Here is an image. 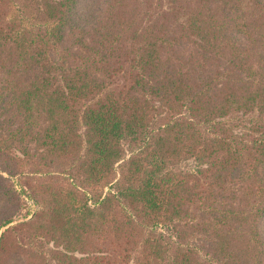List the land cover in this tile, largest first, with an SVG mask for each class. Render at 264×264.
I'll return each mask as SVG.
<instances>
[{"label":"trees","instance_id":"16d2710c","mask_svg":"<svg viewBox=\"0 0 264 264\" xmlns=\"http://www.w3.org/2000/svg\"><path fill=\"white\" fill-rule=\"evenodd\" d=\"M0 182L3 264H264V0H0Z\"/></svg>","mask_w":264,"mask_h":264},{"label":"rangeland","instance_id":"374dc122","mask_svg":"<svg viewBox=\"0 0 264 264\" xmlns=\"http://www.w3.org/2000/svg\"><path fill=\"white\" fill-rule=\"evenodd\" d=\"M1 173H2L3 176H6V177L8 176L4 172H1ZM9 179H10V183L12 184L14 189L17 192H19V190H20L19 187L20 186H19L18 183H20V182L18 180V177H14L13 176V177H10ZM1 184H4V183L0 182V186H1ZM12 186L10 185V187H12ZM17 197H18V200L16 202H15L16 199L13 200V202L11 203L12 206L10 205L11 207H10V209L7 212V213L11 214L13 212V209L17 205V202H18L19 208H18V210L16 211V214H15L16 215L15 218H14L15 222L22 221V220H25L27 218H30L32 213L37 209V205L34 202H32L30 200V198L28 196H26V194H23V193H20L18 195L16 194V198ZM0 263L3 264L2 257H1Z\"/></svg>","mask_w":264,"mask_h":264}]
</instances>
